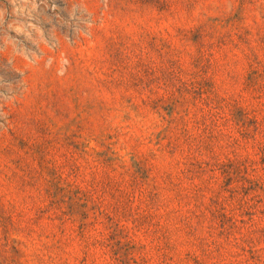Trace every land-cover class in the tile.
I'll return each mask as SVG.
<instances>
[{
  "label": "rangeland",
  "instance_id": "374dc122",
  "mask_svg": "<svg viewBox=\"0 0 264 264\" xmlns=\"http://www.w3.org/2000/svg\"><path fill=\"white\" fill-rule=\"evenodd\" d=\"M0 264H264V0H0Z\"/></svg>",
  "mask_w": 264,
  "mask_h": 264
}]
</instances>
